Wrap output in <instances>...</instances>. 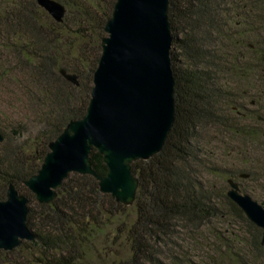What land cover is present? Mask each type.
Segmentation results:
<instances>
[{
    "label": "trees",
    "instance_id": "1",
    "mask_svg": "<svg viewBox=\"0 0 264 264\" xmlns=\"http://www.w3.org/2000/svg\"><path fill=\"white\" fill-rule=\"evenodd\" d=\"M55 1L66 9L61 23L35 0H0V201L9 185L25 196L35 235L0 250V264H249L238 234L217 227L227 216L264 255L261 230L226 196L227 180L254 179V153H264V0H169L175 119L162 150L132 163L129 207L90 175L69 174L50 204L24 185L86 112L116 0ZM89 158L104 175L98 151Z\"/></svg>",
    "mask_w": 264,
    "mask_h": 264
},
{
    "label": "water",
    "instance_id": "2",
    "mask_svg": "<svg viewBox=\"0 0 264 264\" xmlns=\"http://www.w3.org/2000/svg\"><path fill=\"white\" fill-rule=\"evenodd\" d=\"M35 1L55 22L63 21L66 9L62 4ZM168 9L169 0L115 1L104 25L105 37L85 114L71 120L49 144L39 170L24 182L36 202L52 203L63 181L77 173L94 177L100 192L115 202L133 205L138 180L132 163L148 160L162 150L175 119ZM61 74L78 86L76 75ZM93 149L102 156L104 175L91 167ZM227 185L226 196L261 230L264 247V207L241 193L233 179L229 178ZM27 205L28 199L9 185L0 201V250L12 251L35 239L27 226Z\"/></svg>",
    "mask_w": 264,
    "mask_h": 264
},
{
    "label": "rangeland",
    "instance_id": "3",
    "mask_svg": "<svg viewBox=\"0 0 264 264\" xmlns=\"http://www.w3.org/2000/svg\"><path fill=\"white\" fill-rule=\"evenodd\" d=\"M264 85L259 83L257 89H261V86ZM264 88V87H263ZM259 93L258 91H252L253 95H257ZM257 97V96H256ZM264 104V100L262 101ZM255 109V108H254ZM257 155L256 158L252 162V167L255 166V176L254 179L251 181H241L237 178H235V182H237L239 189L241 191V188L246 191V194L249 195L253 200H255L257 203H259L261 206L264 207V153H262L260 150L254 153ZM263 155V156H262ZM253 156V155H252ZM262 156V157H261ZM261 158V159H259ZM259 159V160H258ZM256 161L258 164H256ZM228 162V161H227ZM238 166L236 164L231 167L232 171H236ZM242 193V192H241ZM226 223L223 224L222 222H217V227L222 228L223 230H230L231 233L233 231V235H237L236 237L238 239V244L235 242L238 251H240L244 256H247L251 259L249 264H264V255L262 254L260 256H254V250L250 245V237L248 233L247 226L242 223L241 221H238L237 219H234L233 217H225ZM226 227V228H225ZM222 230V231H223ZM226 234H229L225 232ZM234 239V237H232ZM194 264H208L206 261H204L201 257L195 256L192 258Z\"/></svg>",
    "mask_w": 264,
    "mask_h": 264
}]
</instances>
